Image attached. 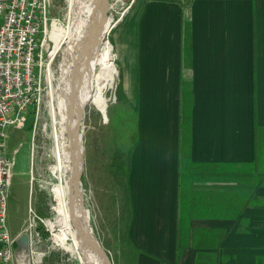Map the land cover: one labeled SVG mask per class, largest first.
<instances>
[{"label": "crops", "instance_id": "crops-1", "mask_svg": "<svg viewBox=\"0 0 264 264\" xmlns=\"http://www.w3.org/2000/svg\"><path fill=\"white\" fill-rule=\"evenodd\" d=\"M110 40L115 101L137 123L126 172L134 264L175 262L180 208L187 242L177 262L193 264L200 252L214 264H264V185L234 218L200 206L196 194L208 188L192 189L180 205L178 186L182 97L190 162L254 159V127L264 128V0H133Z\"/></svg>", "mask_w": 264, "mask_h": 264}, {"label": "rangeland", "instance_id": "rangeland-1", "mask_svg": "<svg viewBox=\"0 0 264 264\" xmlns=\"http://www.w3.org/2000/svg\"><path fill=\"white\" fill-rule=\"evenodd\" d=\"M107 2L105 21L110 20L108 21L110 28L101 42H107L111 47L113 55L111 62L116 72L112 75L113 81H109L104 88L102 99L96 104L89 101L90 103L88 102L81 112L79 130L83 163L79 176V189L82 194V205L86 211L87 225L103 248L110 264H134V251L126 238V172L128 151L136 138L137 123L134 113L127 111L122 103L115 101L119 93L118 68L110 40L113 27L120 21L133 0H107ZM69 4V0H46V29L50 30L49 38L52 42V46L49 43L51 46L49 52L54 53L47 64L52 72H50L51 82L48 80L41 82L37 113L28 114L23 126L7 129L5 152L11 154L15 149L14 163L4 196L5 224L10 235L16 234L26 224L29 207L37 216L47 218L45 221L47 226L59 209V199L54 191L55 179L50 172L53 164L51 154L53 133L49 116V90L59 87L57 82L61 79V65L67 60L66 55L64 56L60 50L64 48L66 42L62 44L60 42L67 29L74 23L73 11ZM58 48L60 51H57ZM95 70L96 65L93 69V81ZM45 76L48 78V74ZM93 90L92 85L91 91ZM58 91L56 90L55 93L57 94ZM52 103L53 107L60 104L59 99L58 102L53 100ZM30 176L32 180L29 184ZM37 226L41 241L30 247L33 251L29 250L30 262L21 263L22 259L14 256L9 264L33 262L34 264H78L73 255L55 244L54 234L49 228L47 229L42 223ZM186 234L187 231L183 233L182 230L178 233V248L186 244Z\"/></svg>", "mask_w": 264, "mask_h": 264}, {"label": "built area", "instance_id": "built-area-1", "mask_svg": "<svg viewBox=\"0 0 264 264\" xmlns=\"http://www.w3.org/2000/svg\"><path fill=\"white\" fill-rule=\"evenodd\" d=\"M45 7L46 0H0V264H9L16 255L18 234L28 235L29 250L33 252L32 244L41 241L37 225L42 223L48 229L47 218L37 216L29 207L26 224L10 235L4 204L15 155V149L11 154L4 149L7 129L23 126L28 114L37 113L41 82L48 80L45 67L54 54L49 52L52 42L46 29ZM31 180L30 176L29 184Z\"/></svg>", "mask_w": 264, "mask_h": 264}, {"label": "bare ground", "instance_id": "bare-ground-1", "mask_svg": "<svg viewBox=\"0 0 264 264\" xmlns=\"http://www.w3.org/2000/svg\"><path fill=\"white\" fill-rule=\"evenodd\" d=\"M69 1V5L73 11L72 18L74 23L67 29L63 40L60 42V44H62L64 41L66 42L64 48L60 50L64 56L66 55L65 57H67V60L62 63L61 72L59 70L61 75V79L59 78L60 80L57 82L59 83V87L57 86L59 89L55 88L54 90L50 88L49 90V116L51 117L49 118L51 119L53 133V149L51 150L53 164L50 167V172L53 174L55 179L54 191L56 192V197L59 199V209L54 215L53 219L48 223L47 227L54 234L53 241L55 244L60 246L70 255H73L78 264H102L98 252L87 246L86 243L82 241L83 238L76 234L72 224L73 217L78 215L79 212L81 213L84 221H87V216L82 205V194L80 189L76 191V188L74 190V188L70 189L68 187V177L71 171L72 158V141L70 129L72 128L74 121L73 118L76 114L77 106L82 102H85V105H87L89 101H91L93 104H96L97 101L101 100L102 95L104 94V88L107 86L109 81H113L112 75H115L116 70L111 62L113 55L111 52V47L107 42L103 41L100 43L93 58H90L88 51L82 47L78 29L79 26L80 28L81 26L83 27V17L89 10L90 0ZM105 20H107L106 17L102 22V26L103 23L104 26H107V24L110 25V20H108L109 22ZM95 65L96 70L93 81L92 75ZM49 69V65L48 67H45V70L48 74V82L52 77V72ZM80 69H82V72L79 71ZM71 73L72 75L79 73L77 85L78 89L74 96L72 105L70 103L67 104L68 97L65 94L68 86L67 84H69L70 81L69 79ZM54 78L57 77L54 76ZM67 78L68 81H66ZM92 85L94 86L93 92L91 91ZM56 90H59L57 94L55 93ZM58 99L60 104H62H56L57 107H53L52 101L54 100L55 102H58ZM78 127V132H80V126L78 125ZM77 187L79 188V183L77 184ZM68 197H74L76 199L75 203L70 206L71 210H68ZM88 229L90 230L89 227Z\"/></svg>", "mask_w": 264, "mask_h": 264}, {"label": "trees", "instance_id": "trees-1", "mask_svg": "<svg viewBox=\"0 0 264 264\" xmlns=\"http://www.w3.org/2000/svg\"><path fill=\"white\" fill-rule=\"evenodd\" d=\"M183 96V95H182ZM181 98L179 123L178 186L180 205L187 202L194 188L205 189L196 194L200 206L213 210L220 217L234 218L257 185H264V128L254 127V159L239 164L200 165L189 159L188 99ZM200 182V183H196ZM195 183V184H194ZM178 233H185V213L180 208L177 217ZM179 257L176 248L175 262ZM193 264H214L208 253L196 254Z\"/></svg>", "mask_w": 264, "mask_h": 264}, {"label": "water", "instance_id": "water-1", "mask_svg": "<svg viewBox=\"0 0 264 264\" xmlns=\"http://www.w3.org/2000/svg\"><path fill=\"white\" fill-rule=\"evenodd\" d=\"M107 0H90L89 1V10L84 15L83 27L79 26V36L82 42L83 49L88 51L89 57L93 58L95 56L96 50L101 43V40L104 34L109 30L110 25L102 26V22L107 17ZM86 22V23H85ZM85 23V25H84ZM79 71L82 72V69ZM69 84L65 91V94L68 97L67 104H71L74 101V96L78 89V80L79 73H75L70 75ZM69 106V105H68ZM85 106V102H82L77 106L76 114L73 118V124L71 130V141H72V158H71V171L68 177V187L70 189L76 188V191L79 189L77 184L79 183V176L81 172V166L83 163V158L81 154V144H80V132H78V125L80 121V116L82 109ZM76 199L74 197H68V210L70 206L75 203ZM71 210V209H70ZM72 224L75 229L77 235H80L83 238V242L86 243L87 246L93 248L100 255L102 264H110L108 257L106 256L103 248L98 244L94 236L91 234V231L87 227L86 221H84L81 213L74 216L72 219ZM17 251L16 257L22 259L23 263L28 262L29 256V243H28V235L24 232L18 234L16 237Z\"/></svg>", "mask_w": 264, "mask_h": 264}]
</instances>
